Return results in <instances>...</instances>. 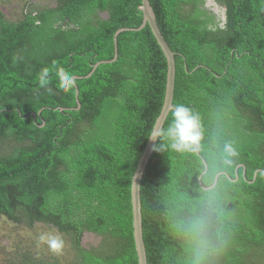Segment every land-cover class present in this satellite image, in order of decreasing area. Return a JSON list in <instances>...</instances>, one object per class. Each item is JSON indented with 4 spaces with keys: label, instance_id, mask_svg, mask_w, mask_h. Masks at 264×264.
Masks as SVG:
<instances>
[{
    "label": "trees",
    "instance_id": "16d2710c",
    "mask_svg": "<svg viewBox=\"0 0 264 264\" xmlns=\"http://www.w3.org/2000/svg\"><path fill=\"white\" fill-rule=\"evenodd\" d=\"M52 1H29L15 21L0 12V219L64 235L71 264H138L132 180L164 104L167 61L146 26L121 33L116 62L86 78L113 60L119 29L142 25V1ZM149 1L175 53L173 106L199 114L204 141L197 153L165 147L150 158L141 182L148 264H191L180 226L199 215L218 249L207 264H264V0H214L217 10L209 0ZM54 64L84 77L79 110H55L78 104ZM45 67L51 91L38 84ZM171 123L172 111L163 130ZM225 144L236 152L227 165ZM85 234L101 242L85 248ZM6 264L61 263L20 250Z\"/></svg>",
    "mask_w": 264,
    "mask_h": 264
},
{
    "label": "clouds",
    "instance_id": "9594fccd",
    "mask_svg": "<svg viewBox=\"0 0 264 264\" xmlns=\"http://www.w3.org/2000/svg\"><path fill=\"white\" fill-rule=\"evenodd\" d=\"M55 75L58 78V87L65 92L72 90L76 86L74 76L64 67L53 65ZM39 88L51 91L49 85L50 69L45 67L38 74ZM163 136L167 144L157 145L156 151H162L165 147H170L178 152L197 153L201 150L204 141L203 125L198 113L186 107L182 103H177L172 110V123L166 130H160L159 125L151 132L153 140ZM225 156L223 163L230 164L228 157L235 156L236 152L231 145L225 144L223 147ZM206 211L210 214L216 210L215 200L208 196L204 200ZM180 231L185 236L189 245V255L191 264H207L209 257L217 251L214 242L209 237V225L205 215L192 218L186 225L180 226ZM42 242H46L53 252H60L64 247V241L55 235H42Z\"/></svg>",
    "mask_w": 264,
    "mask_h": 264
},
{
    "label": "water",
    "instance_id": "95a60500",
    "mask_svg": "<svg viewBox=\"0 0 264 264\" xmlns=\"http://www.w3.org/2000/svg\"><path fill=\"white\" fill-rule=\"evenodd\" d=\"M142 1V15H143V22L142 25L139 28H122L119 29L114 37V44H115V56L113 60L110 61H103L96 65H94L93 71L86 77L89 78L93 72L99 67L101 64H111L116 62L118 59V36L121 33L124 32H139L142 31L146 26H149L154 38L156 39L158 45L160 46L161 50L163 51L166 61H167V80H166V91H165V98H164V104L162 107V110L160 112V115L158 119L156 120V123L154 125V128L159 125L160 130H163L166 120L171 113V111L174 109L173 106V100H174V89H175V80H176V61H175V53L172 51L170 46L168 45L167 41L165 40L160 27L157 23V17L153 10V7L151 6V3L149 0H141ZM75 80L83 79L84 77H78L74 76ZM76 88V101L78 104V109H72V108H57L55 110L60 111H72V110H79L81 108V103L79 101V90L78 87ZM43 109L39 111V115H41ZM32 116L35 118L37 115L35 113H32ZM40 127H44V124ZM153 128V129H154ZM159 140V137L155 140H153L150 136L148 144L144 150V153L140 159V162L138 164V167L136 169V172L134 174L133 180H132V211H133V234H134V242H135V248L136 253L138 257V264H148V257H147V251L146 246L144 242V234H143V215H142V201H141V182L146 170V167L150 161V158L152 157V154L154 153L155 147L157 145V142ZM205 171L200 176V181L203 177V175L207 172L208 166L206 161H204ZM245 169L243 165H241ZM239 168V167H238ZM236 179L232 180L234 182L239 180V174L238 169L236 171ZM244 176H245V170H244ZM257 174H255L256 179ZM218 176L216 178L217 182ZM215 186H211L210 188L204 189H211Z\"/></svg>",
    "mask_w": 264,
    "mask_h": 264
},
{
    "label": "rangeland",
    "instance_id": "374dc122",
    "mask_svg": "<svg viewBox=\"0 0 264 264\" xmlns=\"http://www.w3.org/2000/svg\"><path fill=\"white\" fill-rule=\"evenodd\" d=\"M29 1L38 7L54 4L52 0H0V12L3 13L6 20L15 21L22 18V14ZM209 5V7L217 10L214 0H209ZM42 235H55L60 237L64 241L62 251L53 252L46 242L40 240ZM100 242V237L94 234H85L82 239V246L85 248L96 247ZM20 250H30L38 255H51L61 264H71L74 257L67 238L55 230L40 224L29 229L25 225L16 226L5 222L4 219H0V264H6L8 261H12Z\"/></svg>",
    "mask_w": 264,
    "mask_h": 264
}]
</instances>
